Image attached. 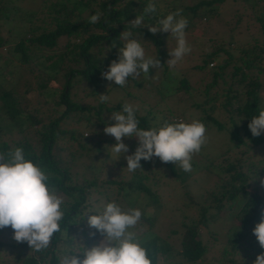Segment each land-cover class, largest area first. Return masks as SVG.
Listing matches in <instances>:
<instances>
[{
  "label": "trees",
  "instance_id": "trees-1",
  "mask_svg": "<svg viewBox=\"0 0 264 264\" xmlns=\"http://www.w3.org/2000/svg\"><path fill=\"white\" fill-rule=\"evenodd\" d=\"M42 1L44 4L40 9L31 10L25 15L29 21V28L23 31V35L13 43L10 50L20 63H27L35 58L49 61L48 64H40L46 70H50L45 74V78L53 82L49 94L53 96L52 102L56 107L57 116L42 120L37 111L32 112L29 108L22 107L20 102L23 95L19 94L18 85L0 89V107L7 115V119L2 121H9L15 127L14 132L21 135L17 138L4 139L3 136L12 135L13 132L2 133L0 127V153L7 158L10 151L22 148L25 158L32 160L46 172L49 176V186L54 187L64 198L65 203L62 206L64 218L61 221V232L54 234L48 248L35 251L27 242H17L15 245L17 256L13 264H59L66 243L63 233L67 231L70 237H75L76 241L89 248L98 246L97 240L102 238L99 231L92 228L88 221L83 222L88 218L85 215L95 207L93 202L89 201L94 191L105 195L106 202L114 201L122 208L128 204L125 188L143 191L153 194V203L159 207L158 195L143 182L148 178L150 160H141L142 169L131 173L132 181L117 178L101 181L97 169L94 168L96 166H93L94 161L100 160L98 166L101 171L108 169L109 166L113 167L104 163V157L106 158L109 154L107 151H110L105 145L111 146L116 141L113 136L105 137L106 134L103 132L107 124L115 123L111 119L112 112L122 111L124 105L120 101L100 102L98 95L107 94L115 86L121 87L113 81L104 79L102 73L107 71L106 68L109 69L113 60H118L119 48L123 46L120 35L124 31H130L133 34L132 38L139 39L141 43L143 39L152 44L155 48L153 58L160 60L162 74L168 73L167 63L161 54L164 40L173 37L170 32L163 31L153 35L150 27L156 26L158 19L165 18L177 10L187 18L188 24L195 17L201 20L214 16L218 12V4L225 0H195L182 8H176L171 0ZM243 1L252 4L253 7L255 5L253 0ZM13 3L12 0H0V18H9V7L17 9ZM149 3L156 5V12L147 14L144 12ZM201 7H205V11L199 13ZM40 12L43 14L42 17L39 16L40 24L37 23L38 19L30 22L32 16ZM91 15H99L97 23H88ZM138 15L144 17V25L140 28L132 27L130 22ZM256 19L259 22L262 45L255 39L256 44L251 47L239 45V52L232 55L228 50V46L231 47L232 44L228 42L227 47L218 45L212 51L201 54L200 63L193 68L191 66L192 69L202 71L208 67L211 76V81L204 88L207 97L204 103H210L207 110L200 112V120L213 124L219 130L226 126L233 147L221 152L215 159H208V163L202 167L208 177L213 174L216 179L210 189L206 190L201 203H196L192 199L197 210L195 217L188 214L186 218L189 220H180L181 227L186 228L183 232L188 234V239L186 244L181 241L178 250L179 264H253L257 256L264 253V248H261L253 234L255 225L264 217V184L259 179L264 178V166L258 165L252 153L248 152L252 147L264 143V133L254 137L248 127L251 118L258 115L260 108H264L261 104L262 97L259 95L260 91H264L262 8ZM59 38H65L66 42L58 46ZM3 43L0 38V47ZM50 50L54 51L44 53ZM219 53L224 54L223 59L209 67L208 64L216 60L215 56ZM154 69L149 70V75ZM147 76L148 74H141L139 77H129L128 81L133 83V87L147 90L148 93L154 89L156 95L150 94L158 95L160 101L172 96L180 87L188 86V89L190 87L188 80L181 77L177 89L163 92L156 84L147 85L149 83L152 85L146 79ZM163 83L164 80L161 81V84ZM46 86L42 80L38 83L39 88ZM211 86H219L220 92L212 96L209 94ZM77 88L82 90L81 98H88L87 101L76 99ZM127 93L131 95L130 92ZM165 104L167 105V101ZM193 105L200 107L198 104ZM151 106L143 113H139L136 108L140 128L149 129L158 124L162 125L165 121L174 123L167 114L160 115ZM170 106L167 105L166 108L169 114L173 115ZM84 131H88L89 134L83 135ZM102 133L104 137L101 136ZM129 140L131 154H134L138 147V139L134 137ZM232 152L234 157H231ZM165 164L180 183L186 182L191 172L177 168L174 162ZM191 164L193 169L196 163ZM213 168H217L218 171L214 172ZM102 184L114 186L116 190L108 193L107 189L101 188ZM240 197L241 202L233 214V203ZM96 206L102 208L101 205ZM94 214L90 212L88 216ZM142 220L148 225L147 230L143 231L146 233L142 234L148 235L147 231L151 230L153 219L143 212L140 224ZM227 223L229 225H226ZM2 229L13 230L11 226ZM140 243L146 248L152 264H161L159 256L162 253L170 257L174 254L171 247L162 249L160 238L155 235L149 238L144 236ZM3 246L5 243L0 241V250ZM25 250L28 252L27 255L24 254Z\"/></svg>",
  "mask_w": 264,
  "mask_h": 264
},
{
  "label": "rangeland",
  "instance_id": "rangeland-1",
  "mask_svg": "<svg viewBox=\"0 0 264 264\" xmlns=\"http://www.w3.org/2000/svg\"><path fill=\"white\" fill-rule=\"evenodd\" d=\"M171 1H173L172 3L176 8H182L185 4H191L195 0ZM253 1L255 4H253L254 7L252 4L246 3L243 0H225L218 4V12L216 15L209 16L208 18L205 17V19L201 18V20H199L198 17L192 19L191 23L188 24V27L185 29L186 39L191 47V52L186 54L174 66L170 67L167 64L168 73L163 75L161 72L162 67H160L159 69L155 68L153 73L151 75L148 74L146 77V79L152 83V85L150 83L147 85L153 86L156 84V87L163 92L175 89L178 80L184 77L190 83L189 89L188 86L180 87L172 96H167L162 101L159 100L160 97L158 95L153 96V94H155V92H153L154 89L150 92L153 94H150L147 90L143 91L140 88L137 89L136 86L133 87V83L130 81L123 87L115 86L107 92L110 96L108 102L115 103L116 101H120L124 104L129 103L133 105L134 108H137L139 113H143L145 109H148L152 105L151 107L155 112L160 115L164 113L167 114L173 122L179 121L176 119H182L185 122L199 120L206 127V142L202 145L201 150L192 156L191 162L196 163V166L190 171L191 175L189 174L185 183H180L179 179L170 173L168 166L159 158L153 157L150 160L151 163L148 164L147 172L148 178L143 180V182L158 195L159 207H156V204L153 203V194H148L143 191H132L125 188V194H128L126 200L129 205L126 204L124 209L139 208L142 213L144 212L147 214V217L153 219V223L150 226L151 230L147 231L149 232L148 235H143L146 233H143V231H146L148 227L144 220H142V224L138 223L133 229L139 241H141L144 236L149 238L155 235L160 238L162 249L166 250L171 247L174 252L171 257L165 253L160 254L159 262L161 264H179L180 257L178 250L181 247V241H184L186 244L188 239V234L183 232L186 228L184 229L181 227L180 220H189V218H186L188 214L190 217H195L197 210L192 199H194L196 203H201L203 197L206 195V190L210 189L213 181L215 182V175L212 174L208 177L207 173L202 170V167L208 163V159H215L221 152L233 147L232 143L229 141L226 126L219 130L213 124L200 120V112L205 109L207 110L210 103H204L205 99H207L204 88L211 81V76L209 75L208 67L205 71L192 68L194 65L200 63L201 54L212 51V49L216 48L218 45L227 47L228 42H231L232 46H228V50L232 55L239 52V45L240 47H251L253 44H256L255 39H258L262 45L263 40L259 31V22L256 19V15L260 8L264 10V0ZM12 2H14L12 5L16 6L17 9L14 10V8L9 7V18H0V38L4 41L2 47H0V89H9L12 85H18L19 94L23 95L20 105L29 108L32 112L37 111L42 120H47L48 117L57 116L55 111L56 107H54L52 102L53 96L49 94L52 90L53 82L51 79L47 80L45 78V74L50 72V70H46L45 67L40 64L42 63L45 65V63L48 64L49 61H44L43 58H35L27 63H20L10 50L13 43L23 35V31H27L29 28V21L26 19L25 15L31 10L40 9V6L44 3L42 0H12ZM202 11H205V7H201L199 13ZM39 16L42 17L43 14L40 12L37 15H33L30 22L33 23L34 20L38 19L37 23L40 24L41 17ZM239 16L241 19H238ZM58 41V46H60L66 42V39L59 38ZM142 41L141 44L145 48L146 56L149 55L150 57H154V46L146 40L142 39ZM163 43L161 55L165 63H167V61L172 58L168 51L176 47V40L167 38ZM52 51L54 50L45 51L44 53L48 54ZM222 57H224V54H217L215 56L216 60L208 64V66L211 67V65H216V61H220L223 59ZM106 69L108 70V68ZM41 80L47 85L46 87H38V83L41 82ZM162 80H164L163 84H161ZM25 88H27V91H25ZM77 90L76 99H80V101L83 102L87 101L88 98H81L83 94L82 90L78 88ZM127 92H130L131 95ZM219 92V86H211L209 89V94L212 96L214 93L217 94ZM259 95L262 97L261 104L264 107V91H260ZM166 101L167 105H171L170 109L173 115L169 114L166 108L167 105L165 104ZM155 102L158 103L155 104ZM193 104H198L200 107H196ZM3 119H7V115L0 107V127L2 133L13 132L12 135L3 136L4 139L21 136L14 132L15 127L13 124H10L9 121H2ZM103 133L101 135L102 137H104ZM86 134H89V132L84 131L83 135ZM107 136L111 137L106 134L105 137ZM123 142L129 146L128 153L123 154L117 161H110V154H108L106 158L104 157V163L111 166L113 165L112 168L109 166L108 169L101 171L100 166H98L100 165V160L93 162V166H96L94 168L95 170L97 169L96 171L100 176L99 180L103 181L105 179L117 178L125 181H132V172H128L126 169L127 161L125 159L126 155H131V144L129 138H124ZM248 152L252 153L258 165L261 166L262 164V166H264V143L260 144V146L252 147L251 151ZM234 156L232 152L231 157ZM213 171L217 172L218 169L213 168ZM101 188L107 189L108 193H111L112 190H116L114 186H106L104 184L101 185ZM241 198L242 197L238 198L233 203V214L234 211L237 210ZM89 201L91 203L93 202L95 206L93 209H97L96 205L103 206L109 203L106 202L105 195L97 193L96 191L91 193ZM232 213L230 215H232ZM230 215H228V217H230ZM87 221L88 218L83 220L84 223ZM226 225L229 224L227 223ZM102 239L103 237L97 240V245H99ZM0 241L5 243V246L0 250V263L11 264L17 256V249L15 246L17 241L14 239L13 230L2 229L0 231ZM9 244L11 246H9ZM24 254L27 255L28 252L25 250Z\"/></svg>",
  "mask_w": 264,
  "mask_h": 264
},
{
  "label": "clouds",
  "instance_id": "clouds-1",
  "mask_svg": "<svg viewBox=\"0 0 264 264\" xmlns=\"http://www.w3.org/2000/svg\"><path fill=\"white\" fill-rule=\"evenodd\" d=\"M144 12H156V5L149 3ZM99 19V15H91L88 23L95 24ZM130 24L140 28L144 25V17L138 15ZM187 27L188 20L180 10L158 19L156 26L150 27L153 35L160 31L170 32L176 40V47L169 49L172 58L167 64L170 67L191 52L185 33ZM132 37L130 31L121 33L123 46L119 48L118 60H113L109 69L102 73L104 79L121 87L127 84L129 77L149 74L151 68L161 67L160 60L146 56L140 40ZM98 96L102 103L110 100L108 94ZM111 119L115 123L107 124L104 128V133L113 136L116 141L111 146L105 145L110 149L107 151L111 156L110 161H117L129 152L124 138L138 139L134 154L125 156L128 172L142 169L141 160H151L153 157H158L164 163L174 162L183 171L190 172L192 156L206 142V127L199 120L165 121L149 129L140 128L136 108L129 103L122 106V111L112 112ZM248 127L254 137L264 133V108H260L258 115L251 118ZM259 179L264 184V178ZM48 180L49 176L41 167L25 158L22 148L10 151L7 158L0 153V229L11 226L14 239L27 242L35 251L49 247L54 234L61 232L64 218V198L49 186ZM90 212L95 214L88 216ZM88 213L85 215L88 224L97 229L103 239L98 246L89 248L76 241L75 237H70L68 231L63 233L66 243L59 264H152L146 248L133 231L142 217L139 208L125 210L113 201ZM253 234L264 248V217L255 225ZM253 264H264V253L259 254Z\"/></svg>",
  "mask_w": 264,
  "mask_h": 264
},
{
  "label": "built area",
  "instance_id": "built-area-1",
  "mask_svg": "<svg viewBox=\"0 0 264 264\" xmlns=\"http://www.w3.org/2000/svg\"><path fill=\"white\" fill-rule=\"evenodd\" d=\"M178 120H180V119H178Z\"/></svg>",
  "mask_w": 264,
  "mask_h": 264
}]
</instances>
